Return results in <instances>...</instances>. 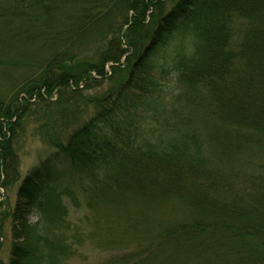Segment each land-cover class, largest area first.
<instances>
[{
    "label": "trees",
    "instance_id": "obj_1",
    "mask_svg": "<svg viewBox=\"0 0 264 264\" xmlns=\"http://www.w3.org/2000/svg\"><path fill=\"white\" fill-rule=\"evenodd\" d=\"M35 1L0 10V52L28 40L45 55L25 92L0 103V188L35 90L50 97L90 71L105 76L126 53L128 70L59 143L77 188L47 162L22 179L10 210L0 201V246L8 220L12 237L0 264H74L87 247L94 264H264V0H108L103 14L73 0L80 12L69 15L59 0ZM170 80L176 91L164 96Z\"/></svg>",
    "mask_w": 264,
    "mask_h": 264
},
{
    "label": "rangeland",
    "instance_id": "obj_2",
    "mask_svg": "<svg viewBox=\"0 0 264 264\" xmlns=\"http://www.w3.org/2000/svg\"><path fill=\"white\" fill-rule=\"evenodd\" d=\"M15 1L16 0H4L0 6V10L11 7ZM165 1L167 2L166 6L168 8L172 6L174 2L172 0ZM36 2L37 1L34 0V5ZM47 2L48 0H45V4H47ZM59 3L60 6L63 7V11L68 15L70 12H72V14H79L80 12L79 3L74 4L73 0H59ZM81 3L84 2L81 1ZM86 4L88 7L87 11L90 10L93 14H97L99 9L101 10V14L111 9V7L108 6V0H97L95 4L93 1L87 0ZM130 14L129 12L128 15ZM29 18L33 20L35 16L30 15ZM112 20L116 24L121 22L122 18L119 19L116 14V17H113ZM103 25L104 24H100L99 28L103 29ZM124 29L125 25L122 26L120 34ZM109 30H111V28L107 29V31ZM110 36L111 34L109 37ZM31 43L32 42L28 40H26V42L18 40V45H13L11 51H9L11 53L10 58L15 56L12 60L13 64L5 65L2 64V62L0 64V103L3 105H9L11 99H14V92H25L21 89V86L25 81L30 80L31 76L33 77V73L34 75L36 73L39 75L40 73L39 68H35L34 70V66H36V62L41 60L40 57H42L44 53H41L40 50H36L37 47ZM89 44L87 46L83 45L84 50L85 48L89 49ZM91 46L93 47L94 45L91 44ZM8 48L9 47L2 48L3 51L0 52L2 58L9 54V52H6ZM93 49L96 50L97 48L93 47ZM72 52L76 53L75 50L71 51L69 49L68 55ZM38 54H42V56ZM127 55L128 54H125L126 57ZM92 56L95 57L93 53L91 57ZM43 57H45V55ZM126 57L120 60L121 63H123L122 65H115L119 67V69L115 71L109 69L110 63L107 62L105 64L104 73L107 74L108 70V72L110 71V73H108L109 75L97 77L96 71L93 70L90 71L91 73L88 75V81L80 80L75 83L73 82V86L70 84L65 87L57 86L52 90L50 97L38 95L37 97L30 96L27 99H30L29 105L22 117L17 121L12 142V150L16 158L13 161L14 163H12V167L9 168L7 175H4L5 178L9 180V183L5 188H0L2 194L0 201L4 202L1 209L9 207L6 209L10 210L13 207L16 200L17 188L22 179L34 168L47 164V162L53 165L51 169L53 176L57 178L60 185L69 186L73 189L77 188L78 173L73 169L70 157L62 150L59 143H62V141L65 143L67 135L75 126L89 121L96 113L97 106L90 101L92 97L97 94H102L103 92H108L114 87L115 83L125 79L128 70ZM112 72H115V74L112 75ZM166 78L167 77L161 79L166 80ZM170 86H173L172 80L165 84L163 83V87L158 89V92H165L164 96H166L168 92H175V87L171 88ZM37 92L47 91L39 90ZM22 94L23 93H20L19 95ZM168 96L170 95L168 94ZM166 100L168 105L172 103L171 100H168V97H166ZM13 103L15 104V102ZM168 108L169 106L167 109ZM119 124L122 125L123 123L121 122ZM100 125L102 126L105 124L100 122ZM65 202L68 204L72 220L77 216L75 220L82 216V212L76 211L68 199H65ZM34 219V215H28V220L30 222H33ZM9 224V220L6 221L5 235L0 246V258L5 263H7V254L12 241ZM82 249V256L78 258V260H75L74 264H94L97 262L98 257L96 256L94 258L93 256H95L94 254H99L98 252L92 251L90 247Z\"/></svg>",
    "mask_w": 264,
    "mask_h": 264
}]
</instances>
